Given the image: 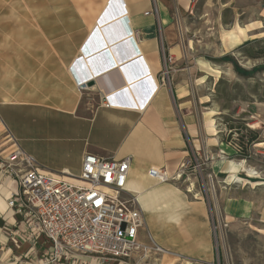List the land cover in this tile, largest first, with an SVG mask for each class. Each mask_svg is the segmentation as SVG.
Here are the masks:
<instances>
[{
	"label": "crops",
	"instance_id": "1",
	"mask_svg": "<svg viewBox=\"0 0 264 264\" xmlns=\"http://www.w3.org/2000/svg\"><path fill=\"white\" fill-rule=\"evenodd\" d=\"M194 2L107 0L77 53L57 47L58 37L55 47L29 48L31 63L26 54L23 64L18 54L8 58V71L22 82L2 88L0 81L1 128L44 171L77 176L85 154L115 161L130 157L125 194L137 196L143 215L140 242L171 258L159 264H213L219 256L205 197L193 198L179 183L148 175L154 167L172 177L196 156L210 159L205 172L220 187L218 207L226 220L248 223L253 237L264 242V198L247 180L259 173L249 164L256 157L252 146L237 151L216 114L201 106L203 78L197 74L209 69L192 62L175 29V15L186 14ZM50 52L62 60L59 66ZM164 68L165 85L159 79ZM79 83L87 88L80 91ZM7 147L0 142L3 156L11 150ZM17 189L14 180L0 175V264H35L49 243L44 237L26 240L16 229L20 217L7 201ZM263 263L264 258L252 264Z\"/></svg>",
	"mask_w": 264,
	"mask_h": 264
},
{
	"label": "rangeland",
	"instance_id": "2",
	"mask_svg": "<svg viewBox=\"0 0 264 264\" xmlns=\"http://www.w3.org/2000/svg\"><path fill=\"white\" fill-rule=\"evenodd\" d=\"M106 2L0 0L2 88H8L10 81L13 85L14 81L22 82V78H15L13 72L8 71L12 68L7 60L16 58L14 54L19 55L18 60L22 64L26 54L27 62L31 63L29 48L55 47L58 37L61 38L57 40V47L68 49L72 55L77 53L103 14L102 7ZM175 29L192 62L202 61L209 69L197 74L198 79L203 78L198 92L202 97L201 106L216 114L225 133L235 143L242 148L252 146V156L256 157L249 164L259 173L252 170L256 176L247 180L256 183L252 184L253 189L259 190V197L263 199L264 146L258 147L257 144L264 141V0H195L186 14L175 15ZM49 58L55 60V67L62 62L52 52ZM253 133L257 134L256 140L249 143ZM4 135L1 131L0 142L3 144ZM206 169L204 166L202 175L197 178L189 172V182L181 181L179 184L185 189L188 183H193V192H201L208 207L212 205L219 210L220 187L215 182L212 185L206 178ZM227 221L228 227L221 241L216 243L219 256L216 255L213 264H252L256 259H263L264 242L253 237L249 232L252 231L251 226ZM230 225H236L237 230H230ZM147 246L151 249L147 254L135 256L137 264H159L163 259H171L154 251L151 245ZM174 264L200 263L175 260Z\"/></svg>",
	"mask_w": 264,
	"mask_h": 264
},
{
	"label": "built area",
	"instance_id": "3",
	"mask_svg": "<svg viewBox=\"0 0 264 264\" xmlns=\"http://www.w3.org/2000/svg\"><path fill=\"white\" fill-rule=\"evenodd\" d=\"M167 75L168 70L164 68L159 77L161 84L167 83ZM85 84L77 85L80 91L87 88ZM1 130L5 133V148L8 146L11 150L5 156L0 150V175L18 185L7 201L9 209L20 217L16 229L25 234L26 240L35 242L44 237L49 243L35 264H87L88 259L95 264L112 260L137 264L130 261L139 253L147 254L151 250L139 240L144 219L137 196L125 194L130 157L115 161L85 154L77 176L47 172L17 145L9 133ZM235 148L242 150L237 143ZM208 160L198 156L187 159L172 177L154 167L148 170V175L161 183L189 182V172L196 178L201 176ZM63 175L71 180H65ZM205 176L212 185L216 183L212 174ZM185 191L193 198L203 196L201 192H193V183H188ZM209 213L211 232L218 243L229 223L221 210L212 205ZM10 240L17 243L12 237ZM151 248L162 253L156 246L151 245Z\"/></svg>",
	"mask_w": 264,
	"mask_h": 264
},
{
	"label": "trees",
	"instance_id": "4",
	"mask_svg": "<svg viewBox=\"0 0 264 264\" xmlns=\"http://www.w3.org/2000/svg\"><path fill=\"white\" fill-rule=\"evenodd\" d=\"M252 136H251V138H250V140H249V143L250 142H253L254 140H256V136H257V134L256 133H253V134H251ZM242 149H244V148H242Z\"/></svg>",
	"mask_w": 264,
	"mask_h": 264
},
{
	"label": "water",
	"instance_id": "5",
	"mask_svg": "<svg viewBox=\"0 0 264 264\" xmlns=\"http://www.w3.org/2000/svg\"><path fill=\"white\" fill-rule=\"evenodd\" d=\"M102 17V16H101ZM113 24H115V23H112V24H110L108 27H112L113 26ZM89 84V86H91L92 85V83H88Z\"/></svg>",
	"mask_w": 264,
	"mask_h": 264
},
{
	"label": "bare ground",
	"instance_id": "6",
	"mask_svg": "<svg viewBox=\"0 0 264 264\" xmlns=\"http://www.w3.org/2000/svg\"><path fill=\"white\" fill-rule=\"evenodd\" d=\"M111 13V12H110ZM87 50V49H86ZM84 52H86L85 50H84ZM251 172V171H250ZM192 184H191V186L189 187L190 188V191H192Z\"/></svg>",
	"mask_w": 264,
	"mask_h": 264
}]
</instances>
